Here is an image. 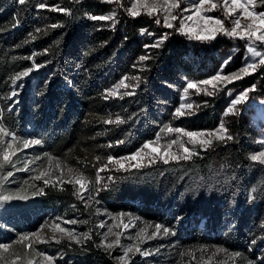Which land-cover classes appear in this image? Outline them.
<instances>
[{"label": "trees", "instance_id": "1", "mask_svg": "<svg viewBox=\"0 0 264 264\" xmlns=\"http://www.w3.org/2000/svg\"><path fill=\"white\" fill-rule=\"evenodd\" d=\"M40 2L28 0L21 5L18 0H0L1 111L11 132L40 138L60 156L83 134L91 111L119 116L125 123H115L108 133L111 153L118 159L130 156L147 141H156L157 133L160 139L170 134L161 131L165 125L211 131L223 119L233 139L216 141L190 160L164 163L158 158L116 172L90 206L69 184L49 186L41 198L27 195L23 200L2 201L0 228L3 220L22 215L28 207L64 211L74 207L88 221L85 229L90 239L81 247L63 242L42 249H62L74 257L73 264H114L95 247L100 239V209L108 214L131 210L137 224L171 229L166 236L151 238L145 246L150 254L135 257L133 264H181L184 251L196 246H221L241 253V264H264V165L249 159L264 150L259 143L264 140V66L213 96L189 89L186 103H193V114L173 116L185 103L181 96L189 81L199 84L210 79L222 65L223 75L244 67L249 42L227 35L196 39L197 33L189 36L158 25L149 15L133 18L100 0H42L71 9V15L37 9ZM113 10L115 22L88 18ZM52 24L62 27L52 28ZM142 29L153 35H142ZM157 40L161 41L158 47L145 48ZM34 53L40 67L23 93L21 115L13 119V111L8 113L11 101L5 103L11 81L32 68ZM142 55L151 58L140 61ZM229 56L230 62L224 65ZM125 76L126 82H133L129 92L134 94L108 96L106 90ZM253 85L255 89L237 106L236 114L225 116L230 101ZM29 253L23 247L22 255Z\"/></svg>", "mask_w": 264, "mask_h": 264}, {"label": "rangeland", "instance_id": "2", "mask_svg": "<svg viewBox=\"0 0 264 264\" xmlns=\"http://www.w3.org/2000/svg\"><path fill=\"white\" fill-rule=\"evenodd\" d=\"M100 1L103 2V0ZM214 2L222 3V0H214ZM121 3L124 5V7H120L115 3L109 4H111L119 12L128 14L125 11V8L130 6L129 0H121ZM185 7L191 8V0H181L180 7L172 10L173 14L178 16V19L170 21L173 24L171 29H177L180 20L183 19L185 24L183 33L193 36L194 33L201 32V29L204 27V21L200 20L198 16L194 15V10L182 12L181 10ZM205 7L207 8L209 6L206 5ZM249 10H254L256 12L264 11V1L253 0V4L249 6ZM140 11V15H147V11L145 9H140ZM165 14L166 13L161 9L159 10L158 14L152 17L160 19L161 23L163 24V18ZM201 14L205 16L223 18L221 7H218L212 11H205L202 9ZM189 15H192V20L185 19ZM247 22L248 21L241 17L242 25ZM207 27L211 29L217 26L209 23ZM224 27L230 28V21H226ZM223 35V33H215V37ZM260 50L264 51V46H260ZM258 68L259 66L255 71L250 70V73L247 75L241 73L240 79H233L231 82H219L215 89H213L211 85L198 84L199 89H195V92L207 95L206 91H209L213 92V95H216V92H220L227 86L237 83L246 77L254 75ZM237 72H239V70L232 73ZM26 78H28V76H26ZM28 83L26 80H20L16 84V86L22 85V87H19L17 91L18 94H21L19 95L20 97L18 96L13 100L11 98H6L5 103L10 104V101H12L11 104L14 106L13 109L12 106L9 107L8 112L10 113L13 111L11 112L13 119H16L21 115L20 109L22 107V98L27 91ZM126 83L130 86L134 85L132 81ZM130 88L132 87L127 89L120 88L118 90V94L113 96H115V98L125 97L127 95L124 93L129 92ZM186 102L187 99L185 100V103ZM185 111L189 113L186 115L193 114L191 109H186ZM262 112H264V109ZM108 118H111L113 121L116 120V117L112 115L103 116L91 111L87 116L86 123L84 125L85 131L83 134L77 137V139L73 141L71 148L65 153L60 154V156H57L50 149H45L48 146L44 140L40 138H31L29 136L24 137L16 134L18 139L13 142V148L9 150L10 152L15 151V155L11 156V163L4 162L2 158L4 141L6 139H10L11 136L0 137V164L3 165L0 167V195H11L13 196L14 200L26 199L27 195L38 197L42 189V185L45 184L44 181L47 180V185H73L82 203L85 206H90L95 202L97 195L100 194L103 188L107 184L113 182L115 178L114 176L117 174L116 172L122 171L124 169L135 168L134 165L138 162L143 164L147 161L150 162L152 159L156 160L160 158V155L157 153L163 154L167 149L168 143L173 139H177V143L173 144L170 149H167L169 155L172 153H175L179 156L184 155L185 153L183 148L180 147L181 144L197 154L200 151L207 149L198 143L189 144L187 136L173 132L159 139L156 144L151 145L148 149H144L142 156L137 160H121V163L124 164V167L121 168L119 164H109L107 161L108 156L116 158L111 153V143L108 139L109 127L115 123L105 124L103 121ZM5 129L7 130L6 126ZM27 131L33 132L30 127L27 128ZM34 139H39L41 143L38 145L31 144L29 147H24L23 141H30ZM203 139H207V137H203ZM216 141L217 140H214L213 143ZM153 149H156V151H153ZM46 153L48 156L45 155ZM49 156L52 159H49ZM97 157H100V159L97 160ZM106 164L108 165L107 168L98 172V169L104 167ZM57 165H59V167H57ZM4 168H7L8 171H5ZM70 168L73 169L72 173H69L68 171ZM8 172H12V176H7ZM41 173H43L42 176ZM76 173H80L87 178V184L85 185L87 191L81 189L80 187V184L84 183V181H81L80 183L75 182L77 178ZM37 176H41V178L35 179ZM97 177H99V182H97ZM11 184L12 186H10ZM81 197H83V199ZM88 197H91V199H88ZM100 212V239L95 247L99 249L104 255H106L110 262H113L114 264H133L135 257L145 256L143 254L146 251L145 246L150 241L148 237L151 236L152 233L156 232L154 225L145 222L137 224V219L134 217L131 210L123 212L124 215L108 214L104 209H100ZM70 220L83 221L84 217L74 207H71L67 211L58 209L42 210L38 205H36L26 208L20 216L16 215L11 218H6V220H3L2 226L0 228V244H8L10 245V248L7 251L0 252V264H48L44 258L45 256H51L53 258V264H73L72 259L74 257L69 258L62 252V249H42L43 246H60L63 242H65L67 245H77L80 247L84 246V244L90 239V234L86 231L85 224L66 223V221ZM57 224L60 225L61 228L73 232V234L81 242L77 243L75 240H70L68 238V232L66 231L61 233L59 229L55 227ZM41 225H44L43 229H41ZM110 227L112 229L111 232H109ZM141 229H143L142 233ZM223 230L224 229H219L221 233L224 232ZM34 232L39 233V238L29 237L25 240L20 239V237L24 234ZM86 232L88 233V237L84 238L81 234ZM138 233H140L139 237L137 236ZM105 234H107L106 239ZM166 235L167 234H164L163 230H161L157 234V237ZM53 237H55V239H53ZM117 239H119L120 243L118 245H114V247L111 249L98 246L101 244V241L104 242V245H107L108 243H111ZM152 239H154V237ZM56 240H60V243H57ZM130 244L140 247L142 251H133L129 254L125 261H119L116 259V257L123 255V248ZM23 247H25L27 250L29 249L30 253L26 254L25 256L22 255ZM225 249L226 248L221 246H196L186 249L184 251L181 264H241L239 256H234L232 255L233 252L229 251L228 249H226L227 251H224Z\"/></svg>", "mask_w": 264, "mask_h": 264}, {"label": "snow or ice", "instance_id": "3", "mask_svg": "<svg viewBox=\"0 0 264 264\" xmlns=\"http://www.w3.org/2000/svg\"><path fill=\"white\" fill-rule=\"evenodd\" d=\"M28 0H18V3L21 5H24L27 3ZM76 3H79L80 0H75ZM103 2L106 3H115L119 5L120 7H124V5L121 3V0H103ZM130 6L125 8V11L132 16L133 18L139 16L141 14L140 9H145L147 11V15L150 17L158 14L159 10H163L166 14L163 18V25L165 27L171 28L173 27V24L170 22L171 20H177L178 16L173 14L172 10L179 8L181 0H129ZM253 4V0H222V3H216L214 0H191V8L185 7L181 11L182 12H188L194 10V15L198 16L200 20L204 21V27L201 29L202 32H208V35H201L200 33H197L195 38L196 39H204V40H209V39H214L215 38V33H223L224 35H227L232 38H238L241 40H246L250 42L247 45V53L249 54L248 57L245 59V65L242 67L239 72L237 73H231L229 75H221V72L223 71V65L221 67V70L217 72L216 75L212 76L210 79L200 81L199 84L203 85H211L213 89L217 87V84L222 81H227L231 82L233 79H240L241 78V73L242 74H249L250 70L255 71L258 66H264V51L260 50V46H264V11L261 12H256V11H250L249 6ZM209 7H205V6ZM37 9H49L51 11H59L60 13H63L65 15H71V9L61 7L59 5H54L50 6L47 5L46 3L41 2L37 3L35 6ZM218 7L222 8V17H213V16H205L201 14V10L204 9L205 11H212L217 9ZM116 11L113 10L110 12L108 15H89L88 18L92 21H113L115 22L116 18ZM241 17H243L247 23L243 24L241 23ZM185 19L187 20H192V15L187 16ZM226 21H230L231 27L226 28L224 27V24ZM156 24H161L160 19L155 20ZM211 23L216 25L217 27L214 28H208L207 25ZM52 28H58L62 27V25L59 24H52ZM185 29V24L184 20L181 19L179 26L177 27V31L183 33ZM37 33L41 31V29L37 28L35 30ZM141 34H147V35H153L152 33L148 32L146 29L141 30ZM29 37L32 39H35V35L33 33L28 34ZM166 38V37H165ZM160 40H157L155 43L151 45H145V48H150V47H158L160 44ZM150 56L147 55H142L139 57L140 61H145L147 59H150ZM259 58V59H257ZM231 60V56L228 57L224 61V65H227ZM36 67H40V65H36ZM135 67V65H134ZM32 71V68L25 69L22 72H19L16 74L15 78L13 79V83H15L16 80H18L20 77H25L27 76L30 72ZM133 79L139 80V77H133ZM128 80V77L125 76L123 77L117 84L113 86V88L106 90L108 95H117L118 90L120 88H129V87H135L130 86L129 84L126 83ZM17 87H22V85H17ZM189 89H199V85L195 82L189 81L187 83V86L184 88V94L181 96V101H184L187 98L188 90ZM255 89V86L253 85L252 88L245 89L241 92H239L234 99L230 101V104L228 108L225 110L224 115H230V114H236L237 111V106L243 104L248 98H249V92L253 91ZM125 95H133V92H125ZM207 95H213V92L206 91ZM18 93L13 90L11 93V97L17 96ZM9 97V98H11ZM207 103V102H205ZM193 105L191 103H181L174 111L173 116L174 117H180L187 113L185 110L186 109H192ZM105 124H122L125 123L124 119L121 117L117 116L116 120L113 121L111 118L105 119L103 121ZM161 131H167L169 133H178L182 134L183 136L188 137V143L189 144H199L204 148L212 147L213 146V141L217 140L220 142H225L228 140H232L233 137L229 134L228 129L225 125L224 120L222 119L220 124L216 129H213L211 131H186L183 128H178V127H171L169 125H165ZM11 136L10 139H6L4 141V150L2 152V158L4 162L11 163V156L15 155V151L10 152L13 148V142L16 141L18 138L14 133H9L5 129V126L0 123V137H9ZM203 137H207V139H203ZM160 139L159 133H157V138L156 141H147L145 142L140 149H138L136 152L132 153L128 157L116 159L112 156L107 157V161L109 164L115 163L119 164L121 168L124 167V164L121 163V160H137L140 158L144 152V149H148L151 145L156 144ZM41 141L39 139H34V140H25L23 141L24 147H29L31 144L38 145L40 144ZM118 143H122V141H119ZM177 143V139L171 140L168 145L167 149H170L173 144ZM259 143L264 145V140H261ZM110 146V145H109ZM181 148H183L184 155L179 156L175 153H172L169 155L167 149L163 154L157 153L160 155V158L163 160L164 163H168L170 160H179V159H184V160H190L192 158L194 153L191 149L185 147L183 144L180 145ZM153 151H156V149H153ZM48 156V154H45ZM49 159H52L49 156ZM97 160L100 159V157L96 158ZM249 159L252 161L259 162L260 164L264 165V150L256 152L252 155H250ZM3 165L0 164V167ZM107 164L104 165V167L98 169L99 171H103L105 168H107ZM59 167V165H57ZM134 167H141V164L138 162L137 164L134 165ZM26 170V169H25ZM69 173L73 172V169H68ZM43 173H41V176ZM7 176H12V172H8ZM41 176L35 177V179H40ZM76 183H80L81 181H84V183L80 184L81 189L87 191V188L85 185L87 184V178L84 177L80 173H76ZM97 182H99V177H97ZM45 184L48 183L47 180L44 181ZM83 199V197H81ZM13 199V196L11 195H0V202L2 201H8ZM88 199H91V197H88ZM119 215H124L123 213ZM66 223L70 224H76V223H83L87 224V220L83 221H76V220H70L66 221ZM41 229L44 228V225L40 226ZM56 228L59 229L61 233L68 232V238L70 240H75L77 243H80L81 241L77 239V237L73 234V232L68 231L64 228H61L60 225H55ZM156 232L152 233L151 236L148 238L151 239L155 235H157L161 230H163L164 234H169L171 232V229L164 227L160 224H157L155 226ZM112 229L111 227L109 228V232H111ZM143 232V229H141V233ZM84 238L88 237V233H83L81 234ZM119 235V234H117ZM137 236H140V233L137 234ZM29 237H37L39 238V233L34 232V233H26L23 236L20 237L21 240L28 239ZM107 238V234H105V239ZM55 239V237H53ZM57 243H60V240H56ZM120 243L119 239L112 241L111 243H108L107 245H104V242L101 241V244L98 245L99 247H106V249H111L114 247V245H118ZM206 247V246H202ZM10 248V245L8 244H0V252L2 251H7ZM133 251L135 252H141L142 250L140 247L135 246V245H127L126 247L123 248V255L116 257L119 261H125V259L129 256L130 253ZM158 251V249H157ZM224 251H227L226 249ZM144 255H149L150 253L145 251L143 253ZM43 255V254H41ZM232 255L234 256H240L241 253L236 252L233 253ZM45 260L48 262V264H53V258L51 256H45ZM251 264V262H249Z\"/></svg>", "mask_w": 264, "mask_h": 264}, {"label": "built area", "instance_id": "4", "mask_svg": "<svg viewBox=\"0 0 264 264\" xmlns=\"http://www.w3.org/2000/svg\"><path fill=\"white\" fill-rule=\"evenodd\" d=\"M34 55H35V53L31 56V62H32V71L27 75L28 76V78H26V76L25 77H20L18 80H16L15 81V83H13V79L15 78H13L12 79V81H11V85H10V95H9V97H11V91H13V90H15L16 92L18 91V88L19 87H17L16 86V84L20 81V80H26L27 81V83L28 82H30L32 79H33V76H34V73H35V71H37V69H38V67H36V63H35V61H34ZM29 84V83H28ZM23 93V92H22ZM19 95H21L20 93L17 95V96H15V97H11V99L13 100V99H15V98H17ZM20 97V96H19ZM2 97L0 96V111H1V101H2ZM11 103H12V101H11ZM14 108V106H13V104H12V109ZM0 123H2L4 126H6L5 125V122H4V116H3V113H2V111H1V113H0ZM7 128V127H6ZM7 131H9V133L11 134V133H14L15 135H16V133L15 132H11L8 128H7ZM46 149H49L48 147H46ZM54 185H60V184H54ZM49 186H53V185H47V184H43L42 185V189H41V191H40V194L38 195V198H41L42 196H44L45 195V189L47 188V187H49ZM157 238V235H155L154 236V239H156ZM158 252L157 251H154L153 252V254H157ZM147 255H145V256H142V257H146Z\"/></svg>", "mask_w": 264, "mask_h": 264}]
</instances>
